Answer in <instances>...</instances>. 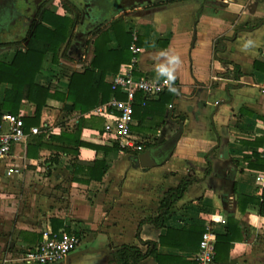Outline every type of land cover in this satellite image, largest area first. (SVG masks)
Here are the masks:
<instances>
[{
    "label": "crops",
    "instance_id": "obj_1",
    "mask_svg": "<svg viewBox=\"0 0 264 264\" xmlns=\"http://www.w3.org/2000/svg\"><path fill=\"white\" fill-rule=\"evenodd\" d=\"M67 12L59 0H52L39 26L50 29L54 14L70 19ZM121 18L137 50L129 48L130 61L107 73L104 81L114 89L112 76L127 72L171 81L154 99L135 95L132 129L148 141L142 151L104 153L85 146L77 153L64 151L60 147L74 146L53 136L74 131L80 119L87 142H113L103 136V125L114 120L115 112L95 109L125 96L111 92L105 102L84 113L48 98L38 123L24 130V138L0 163V264H22L21 251L34 245L42 230H52L51 219L78 231L80 241L50 264H116L111 258L115 248L129 244L145 252L147 241L156 243V253L136 264H195L200 230L210 227L222 233L230 216L238 220L241 238L231 242L227 260L216 264H264V244L259 241L264 216L257 204H248L243 213L236 204V193L259 195L264 188V166L256 159L264 161V98L255 84L264 78V0L124 3L98 30ZM72 28L58 46L56 63L45 53L37 83L64 92L69 75L90 63L96 32L85 41L81 56H72L66 53ZM109 33L108 46L115 48L116 38ZM25 46L23 42L20 49ZM17 49L0 48V62L10 63ZM10 86L0 81V102ZM34 110V104L23 99L17 114L29 118ZM180 126L172 151L154 165L142 166L137 155ZM32 127L39 131L31 132ZM36 135L42 144L28 155L27 145ZM100 160L107 170L99 177L95 162ZM184 178H190V184L172 204L164 225L155 226L148 217L158 213L166 190Z\"/></svg>",
    "mask_w": 264,
    "mask_h": 264
},
{
    "label": "trees",
    "instance_id": "obj_2",
    "mask_svg": "<svg viewBox=\"0 0 264 264\" xmlns=\"http://www.w3.org/2000/svg\"><path fill=\"white\" fill-rule=\"evenodd\" d=\"M50 23V29L38 26L29 37L25 49H17L10 63L4 64L0 62V81L11 85L5 90L2 102H0V110L5 109L7 112L17 114L19 103L23 99L32 102L35 106L34 115L22 119L25 131L31 124L38 123L40 111L46 105L48 98L62 101L63 107L70 110H79L81 113L87 112L98 104L105 102L111 92L119 98V91L111 89L110 85L104 81V77L107 73L117 72L120 65L129 62L133 55L129 49L132 42L131 32L125 29L122 19L112 20L107 29L98 30L95 33L93 55L90 63L82 71H73L69 75L67 88L64 92L52 90L49 85L37 83L35 75L40 69L45 53L50 52L53 62H57L58 46L66 40L68 31L73 25L68 17L64 18L55 14ZM109 30L112 31L116 38L117 46L115 48L108 46L111 40ZM82 120L80 119L74 131H61L58 135L53 136L62 143L74 146L69 149L60 147L62 150H72L77 153L78 147L85 146L94 150H102L104 153L109 150L128 151L126 148L122 149L115 141H101L99 144L87 142L80 132L83 126ZM39 137L41 138V135H36L33 141L28 143V155H31L32 151L37 150L38 146H41L42 143L37 142ZM256 159L260 161V167H263L264 161L258 157ZM248 165L253 166L251 163H248ZM95 169L99 170L100 177L107 170V165L103 160L96 161ZM190 182V178H184L175 187L167 189L160 200L158 213L155 216L148 217V220L157 227L163 226L168 218L172 204L182 196ZM250 203L257 204L258 214L264 216V188H262L259 195L236 193V204L240 212H245L246 206ZM51 223L54 232L61 229L66 230L55 219H51ZM203 231V229L200 230V235ZM76 235L80 239L78 231ZM40 238L41 236H38L36 242ZM240 238L241 232L238 220L231 216L227 217L224 232L216 233L214 262L226 261L231 242ZM145 243L148 244V249L145 252L139 246L122 244L114 249L111 258L116 264H136L144 256L156 253L155 242L147 241Z\"/></svg>",
    "mask_w": 264,
    "mask_h": 264
},
{
    "label": "built area",
    "instance_id": "obj_3",
    "mask_svg": "<svg viewBox=\"0 0 264 264\" xmlns=\"http://www.w3.org/2000/svg\"><path fill=\"white\" fill-rule=\"evenodd\" d=\"M134 52L137 48L131 44L129 47ZM111 85L121 91L125 98L119 100L111 98L109 102L95 109L96 113L108 110L115 112L112 122L104 123L103 136L119 144L123 148L133 151H142L148 141L132 129L134 123L133 103L135 95L140 93L145 99L156 98L171 84L167 77L152 80L145 76H135L131 72L116 73L112 76ZM259 93L264 98V78L255 83ZM0 122V163L8 159L13 145L24 138L23 120L19 114L2 113ZM4 123V126L2 125ZM31 132L39 131L32 127ZM260 156L264 159V146L260 150ZM12 168L6 170V174L12 173ZM80 239L74 230L52 231L42 230L41 238L32 247L23 249L20 253L22 264H50L64 258L76 249ZM216 232L207 227L200 236L198 249L194 254L195 264H216L215 255Z\"/></svg>",
    "mask_w": 264,
    "mask_h": 264
},
{
    "label": "flooded vegetation",
    "instance_id": "obj_4",
    "mask_svg": "<svg viewBox=\"0 0 264 264\" xmlns=\"http://www.w3.org/2000/svg\"><path fill=\"white\" fill-rule=\"evenodd\" d=\"M52 0H0V48L28 43L33 31L41 25V18ZM69 10L72 33L66 53L72 56L82 54L85 41L114 16L122 4H152L164 0H59ZM19 37V38H18ZM18 38V39H17ZM87 40V41H88Z\"/></svg>",
    "mask_w": 264,
    "mask_h": 264
},
{
    "label": "water",
    "instance_id": "obj_5",
    "mask_svg": "<svg viewBox=\"0 0 264 264\" xmlns=\"http://www.w3.org/2000/svg\"><path fill=\"white\" fill-rule=\"evenodd\" d=\"M80 1L86 2V0H80ZM72 3H75V1L72 0ZM77 56L80 57L81 55L78 54ZM180 133H181V126L176 130V132L172 136H170L165 141L159 144L153 145L152 147L146 149L142 153H139L137 157L140 161V164L146 167L149 165H154L156 161L159 159L163 160V158H165V156L168 155L172 151L175 145V142L178 139Z\"/></svg>",
    "mask_w": 264,
    "mask_h": 264
},
{
    "label": "rangeland",
    "instance_id": "obj_6",
    "mask_svg": "<svg viewBox=\"0 0 264 264\" xmlns=\"http://www.w3.org/2000/svg\"><path fill=\"white\" fill-rule=\"evenodd\" d=\"M122 19V18H121ZM258 82H260V81H258ZM259 241L261 242V244H264V237H261V239H260V237H259ZM17 255H18V253H17ZM262 256V255H261ZM263 258H264V256H263ZM261 261H262V259H261Z\"/></svg>",
    "mask_w": 264,
    "mask_h": 264
},
{
    "label": "clouds",
    "instance_id": "obj_7",
    "mask_svg": "<svg viewBox=\"0 0 264 264\" xmlns=\"http://www.w3.org/2000/svg\"><path fill=\"white\" fill-rule=\"evenodd\" d=\"M177 59V58H176Z\"/></svg>",
    "mask_w": 264,
    "mask_h": 264
}]
</instances>
